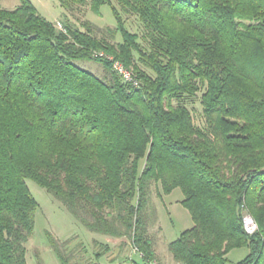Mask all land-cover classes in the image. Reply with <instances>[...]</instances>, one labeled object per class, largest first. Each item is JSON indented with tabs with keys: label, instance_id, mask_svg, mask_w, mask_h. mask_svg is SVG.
I'll return each instance as SVG.
<instances>
[{
	"label": "trees",
	"instance_id": "obj_1",
	"mask_svg": "<svg viewBox=\"0 0 264 264\" xmlns=\"http://www.w3.org/2000/svg\"><path fill=\"white\" fill-rule=\"evenodd\" d=\"M59 1L65 15L109 5L116 25L59 28L32 0H0V264H28L40 207L28 179L89 230L127 238L144 264L158 262L151 185L180 188L193 226L168 244L176 262L228 264L247 247L237 264H264V0ZM197 97L203 124L189 107ZM50 241L71 264L66 241Z\"/></svg>",
	"mask_w": 264,
	"mask_h": 264
},
{
	"label": "rangeland",
	"instance_id": "obj_2",
	"mask_svg": "<svg viewBox=\"0 0 264 264\" xmlns=\"http://www.w3.org/2000/svg\"><path fill=\"white\" fill-rule=\"evenodd\" d=\"M32 1L41 14L56 22L59 28H62L66 20L80 26H82L83 21L90 20L102 29L115 27L116 25V19L109 5L102 7L101 15L94 13L89 5L79 6V9L65 15V9L61 6L59 0ZM19 4L20 0H2V5L6 8H14ZM124 17L127 27L131 31H142V24L138 17L135 15H124ZM118 39H121L120 35ZM78 63L100 77L104 74V67L99 62L85 60ZM130 70L134 71L133 68ZM189 107L193 109L197 123L203 124L204 119L199 98L194 99ZM27 181L31 191L40 203V207L36 212L34 231L27 242L28 264H63L51 247V235L61 243L66 241V252L73 257L71 264H96V262L112 264L104 258L103 254L96 255V252L101 249V245L108 244L112 236L89 230L43 186L31 179ZM183 198L184 194L180 188H176L170 194H162L158 184L153 183L151 185L152 207H150V211L155 208L157 212L156 221L150 220L151 231L157 239L162 254L168 252L167 243L176 239L183 230L193 226L189 211L181 203ZM248 253L249 249L247 247L234 249L229 254L230 261L228 264H237Z\"/></svg>",
	"mask_w": 264,
	"mask_h": 264
},
{
	"label": "crops",
	"instance_id": "obj_3",
	"mask_svg": "<svg viewBox=\"0 0 264 264\" xmlns=\"http://www.w3.org/2000/svg\"><path fill=\"white\" fill-rule=\"evenodd\" d=\"M168 244L166 245L167 253L162 254L157 245V258L159 264H181L176 262L168 250ZM109 250L104 254V258L112 264H144V260L140 253L135 251L132 244L127 238L112 237L108 243ZM96 264H101L96 262Z\"/></svg>",
	"mask_w": 264,
	"mask_h": 264
},
{
	"label": "built area",
	"instance_id": "obj_4",
	"mask_svg": "<svg viewBox=\"0 0 264 264\" xmlns=\"http://www.w3.org/2000/svg\"><path fill=\"white\" fill-rule=\"evenodd\" d=\"M102 56H106L109 59L113 60L114 57L112 55H106L103 52L99 53ZM114 69L122 75L125 81H132L134 84L139 85V80L134 77L133 71H131L128 67H126L121 61L115 60L113 63ZM243 225L247 233L254 234L259 230V224L255 220V218L249 212L245 211L243 215ZM147 264H158L156 260L149 261Z\"/></svg>",
	"mask_w": 264,
	"mask_h": 264
}]
</instances>
